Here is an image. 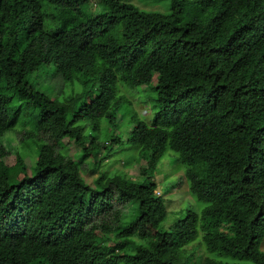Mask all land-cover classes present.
Returning a JSON list of instances; mask_svg holds the SVG:
<instances>
[{
  "label": "trees",
  "instance_id": "1",
  "mask_svg": "<svg viewBox=\"0 0 264 264\" xmlns=\"http://www.w3.org/2000/svg\"><path fill=\"white\" fill-rule=\"evenodd\" d=\"M92 1L0 0V157L37 147L0 176V264H264V0ZM134 89L153 118L123 133ZM169 151L197 208L164 227Z\"/></svg>",
  "mask_w": 264,
  "mask_h": 264
},
{
  "label": "rangeland",
  "instance_id": "2",
  "mask_svg": "<svg viewBox=\"0 0 264 264\" xmlns=\"http://www.w3.org/2000/svg\"><path fill=\"white\" fill-rule=\"evenodd\" d=\"M133 3L138 7L141 6L140 8L147 11L161 13L168 12V10L165 8L167 7L166 3H153L152 0H135ZM101 10L102 8L92 5L91 10L87 11V16L91 17L92 15L99 13ZM42 82L44 85L48 84V80ZM128 95L132 101V104L129 106L130 112L124 121L123 133L130 131L134 123L132 119L134 114H136L139 119L146 122H150L154 114V101L150 99V96L146 95L145 92L141 91L140 89H134L128 92ZM10 106L11 109H14L17 105L11 104ZM30 143L33 142H29L28 140H26L25 143L23 142L22 131H19L16 135H12V137L10 134H8L3 139V144L6 147L7 152H10V154L0 157V176L4 174L13 175L15 172H17L19 174L18 176L22 177L25 171L30 174L33 173L31 165L37 157V147L31 145ZM64 145L68 148V153L70 156L76 155L79 152L77 148L73 147V145L69 143L68 139L64 141ZM61 150L64 152V149ZM172 155L173 154H171L170 151L166 153L159 165V175H157V181L159 184L157 191L160 192L161 195L159 196L158 193L156 195L161 197V201L158 202L159 204L156 208V213L164 224V227L170 226L171 223L177 220L179 217L178 212L182 209L189 206L197 208V201L190 194L187 185L182 184V186L180 185L177 188H174L173 186L174 183L180 180L179 176L183 174L185 167L179 163H176L173 160ZM20 159H22V163ZM25 166L27 167V170L24 169ZM103 167L106 170H114L115 168H120V170H123V157H121L119 154H114L109 158ZM82 168V176L92 184L97 178V172H94L85 164L82 165ZM124 172H126L125 169ZM252 182L257 190L264 195V178L255 176ZM137 216L138 212H135L131 220H134ZM262 226L264 227V219L262 220ZM232 228L233 225L230 224L226 225L223 229L225 232L233 236L234 234ZM262 250L264 251V243L262 245Z\"/></svg>",
  "mask_w": 264,
  "mask_h": 264
},
{
  "label": "clouds",
  "instance_id": "3",
  "mask_svg": "<svg viewBox=\"0 0 264 264\" xmlns=\"http://www.w3.org/2000/svg\"><path fill=\"white\" fill-rule=\"evenodd\" d=\"M92 5H94V6H98V4H97V1L96 0H93L92 1ZM99 7V6H98ZM100 8V7H99ZM159 194V195H161V193L160 192H158L157 190H156V194Z\"/></svg>",
  "mask_w": 264,
  "mask_h": 264
}]
</instances>
